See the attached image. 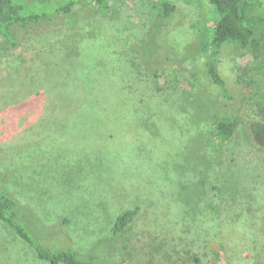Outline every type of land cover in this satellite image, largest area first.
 <instances>
[{
  "label": "rangeland",
  "instance_id": "obj_1",
  "mask_svg": "<svg viewBox=\"0 0 264 264\" xmlns=\"http://www.w3.org/2000/svg\"><path fill=\"white\" fill-rule=\"evenodd\" d=\"M154 1L110 0L103 12L93 0H17L41 18L32 31L0 28V74L13 70L0 80V95L8 92L0 137L10 131L3 113L20 100L22 75L45 74L25 99L45 97L40 118H18V131L0 142L3 188L33 211L43 243L80 251L137 207L124 239L98 246L103 264H263L247 245L243 215L252 203L264 215V194L255 190L264 165L251 171L231 160L248 142L247 122L262 119L251 108L264 53L224 45L218 65L227 97L206 70L215 7L171 0L166 20ZM70 2V13L58 11ZM255 14L264 15V0ZM224 113L241 121L226 142L212 129ZM0 264L46 263L0 221Z\"/></svg>",
  "mask_w": 264,
  "mask_h": 264
},
{
  "label": "trees",
  "instance_id": "obj_2",
  "mask_svg": "<svg viewBox=\"0 0 264 264\" xmlns=\"http://www.w3.org/2000/svg\"><path fill=\"white\" fill-rule=\"evenodd\" d=\"M93 2L103 12H108L111 6L110 0H93ZM209 2L218 12L219 19L215 23L206 70L211 81L225 91V96L230 97L231 93L227 90L225 77L219 69L218 63L220 57L218 56L226 43H234L242 48L252 49V51H256V57L264 53V51H261V48L264 49V15L258 17L255 14L256 9H260L261 0H209ZM154 3L155 10H158L159 14L166 20L174 15L176 6L171 0H155ZM74 4L75 2L67 3L60 7L58 11L70 13ZM25 9L26 6L17 2V0H0V28L5 26L8 28L16 24L21 26L20 29H25L26 32L32 31V24L38 22L41 15L32 12L27 14ZM260 24L263 26L260 27ZM16 28H12L13 33L16 31ZM15 38L17 39V35ZM16 41L18 42V39ZM261 41L262 44L260 43ZM259 49L261 52H258ZM45 63L46 68H48L50 62ZM30 65V63L26 64L27 67ZM16 71H18L16 72L18 76L22 74L19 73L22 72L21 70L17 69ZM3 73H6V76ZM3 73L0 74V80L9 78L10 75H7V73L12 74L13 70H6ZM44 76L45 74L41 79H37L34 76H21L18 82L19 86L15 90L18 92L21 89L20 100L3 113L6 114L10 131L8 130L7 135L4 137H0V142L9 140L18 131V118L27 116V125L32 124L40 118L43 112L45 94L38 91L25 99V95L27 94L25 88L30 87L32 84H43ZM7 95L8 92L1 94L0 101ZM255 96L257 97L251 111L257 116L262 117V119L254 118L247 122L245 131L248 142L232 150L231 160V164L233 165L240 168L246 166L248 170L252 169L254 171L264 165V74H262L261 86L255 92ZM31 112L32 115L30 114ZM239 120V116L229 113L216 116L212 122L215 139L222 142L231 141L240 125L241 121ZM254 166L256 168H253ZM260 178L259 182L261 184L259 183L260 186L255 189L258 195L264 194V175ZM3 182L4 176L0 173V221L14 232L19 243H23L33 250L36 259L46 264H103L98 253V246L102 242L110 241L117 243V240L124 239L123 234L138 213L137 207L121 211L116 216L110 233L105 238L94 243L86 251H80L66 245H48L43 243L37 234L39 226L34 227L30 222V219L34 218L37 220L38 218L28 206L22 204L3 188ZM257 211L258 209H255L253 203L250 204L249 208L247 207L243 215L246 225L244 224L243 226H246L249 230V234L246 237L248 241L247 245L257 251L255 261L264 264V215H261ZM255 214L263 219H252ZM194 259L200 263L198 257H194Z\"/></svg>",
  "mask_w": 264,
  "mask_h": 264
}]
</instances>
